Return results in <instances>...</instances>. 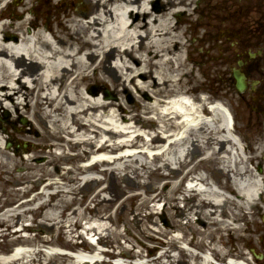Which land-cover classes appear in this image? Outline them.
Instances as JSON below:
<instances>
[{
  "label": "bare ground",
  "instance_id": "1",
  "mask_svg": "<svg viewBox=\"0 0 264 264\" xmlns=\"http://www.w3.org/2000/svg\"><path fill=\"white\" fill-rule=\"evenodd\" d=\"M18 1L0 0V105L11 104L16 107V103H10V100L12 101L14 95L24 96L26 107L24 111L29 112L36 127L41 129V134L37 138L41 148L47 147L44 143L46 140L58 135L61 138V133L66 131L69 135L79 136L78 141L81 143L89 142L92 145L97 142L92 154H97L106 148L113 151L117 148L133 147L139 141L142 142L141 149L138 148L139 150L133 153L106 156L111 157L109 159L103 158L101 153L99 157L93 155L98 157L96 162L92 163L96 160L93 159L88 167L86 164L77 165L73 170L67 169L64 171V177L69 181L75 180L77 176L74 175L90 170L98 163L114 165L121 163L119 168L125 171L123 177L134 186L139 185V182L137 179L130 178L127 172L132 173L135 178L146 173L156 174L164 179V185L170 184L171 189L169 192L161 190L145 197V205H148L149 201L163 199L175 209V212H171V216L182 213V209H179L176 204L178 198L174 195L175 191H181L182 199L186 200L187 205L192 202L189 208L200 209L201 217L210 219L209 223L216 225L218 232L227 230L238 240H245L246 237L239 233L242 228L238 222L247 215L248 208L255 207L264 212L262 209L264 208V187H261L264 185V164L261 166L258 163L257 167L251 165L257 158L255 152L260 150L261 145H255L256 141H253L254 145L248 146L250 150H245L243 153L241 143L230 129L231 119L227 108L217 102L211 104V110H208L204 107L205 96L200 97L199 94H195L197 90L195 85H187V82L182 80L183 75L192 73V70H186V58H181L182 49L186 43L180 39L182 35L180 24L173 23L172 17L181 11H188L189 5L194 0H85L88 4L87 10L91 11L89 17L84 18V14L76 13L68 8L55 17V27L38 20L31 13L35 0ZM52 1L69 5L73 3V0ZM13 2L20 3V11H16L14 16L17 19L11 18L6 10ZM154 3H158V8L154 7ZM82 13H85V10ZM225 31L222 30V32ZM108 51L114 52L117 58L115 66L111 64L115 68H118L117 63L120 60L122 63L120 68L126 71L132 70L129 59L134 60L135 56L145 63L147 70L138 76L142 79L141 87H150L154 97L153 104H144L141 107L145 114H153L148 119H142L138 109L134 108L136 112L131 113L129 118L121 114L123 120L119 121V125L108 122L107 113L112 102L106 99L96 100L88 88L84 91L80 89L81 84L91 80L92 76L89 72L92 68L109 73V66L106 68L103 64ZM93 55L99 58L95 63L89 60ZM154 58L159 61L153 62ZM152 65L155 66L159 75L158 80L152 78L150 81L143 80L150 75ZM23 76H25L24 81L31 85L30 89H26L24 84L20 83L19 79ZM65 78L68 81H62ZM256 88V86L253 87L254 90ZM170 96L173 97L169 99ZM36 116L46 117L47 126L37 122ZM180 117L181 121L176 122V119ZM154 118L159 125L154 122ZM126 121H131V124L123 126ZM154 124L155 127L151 128L150 126ZM169 126L175 127V137L161 144L163 136H160V133L168 137L172 136L171 133L168 134ZM142 133L148 134L145 139ZM125 135L127 140L115 141L117 136ZM244 138H246L245 135ZM259 138H264V132ZM3 141L5 137L0 131V177L4 175L6 178L3 185L14 178L23 183L24 179L34 176L38 180L44 176L53 175L47 169V165L57 164L59 157L51 153L43 163H31L32 157H28L24 163L20 152L10 153L8 147L2 145ZM144 148L149 151L158 148L150 155V162L141 161L138 158L139 154L149 157L148 151ZM197 150L200 152L199 163L202 164V169L190 177L189 181L194 179L195 184L190 185L188 182L186 187L185 180L192 168L185 165L186 171L181 178L178 177L177 171L184 164V160L194 158ZM85 153L86 151L83 150L81 154ZM171 162L177 163L176 169L171 166ZM206 164L211 166L209 169L212 172L218 169L223 177L213 178L208 171L203 170ZM18 166L24 167V170L17 173ZM173 179L177 180L173 182L171 181ZM66 186H68L67 182L59 183L51 180L44 183L42 189L35 192L29 200L19 202L16 207L7 208L4 206L6 203L1 202L0 210H3L0 213V223L6 225V228L0 229V234L14 236L15 244L33 245L36 241H41L48 246L62 244L63 247L72 250L79 248L75 232L77 228L82 227L83 222L70 213L68 216L70 220L61 217L67 204H63L64 200L58 197L62 196L63 191L70 192V190H64ZM49 188L53 190L48 191ZM31 189L33 187L12 190L15 194H19L20 191L25 193ZM196 198L198 203L195 202ZM29 203L31 205H28ZM27 213L33 216L32 223H20L21 215L26 216ZM38 215H41V222L49 219L53 224L58 223V233H66L65 239L49 241V238L38 234L32 236L30 233L22 237L20 233L28 232L33 228V221ZM81 219H84L83 215ZM86 219L90 225L85 228L86 233L94 232L96 229L98 231L94 232V235L100 233L99 230L109 231L108 225L105 226L89 216ZM250 220L253 222L254 219ZM174 222L175 225L180 226L178 220ZM15 223H18L20 228L11 230L10 226ZM223 238V235L219 234L213 242L225 243ZM176 241V239L170 240L172 245ZM182 242H185L183 237ZM211 242L212 240L206 243L201 241V245L208 247L216 256L234 255L229 250L218 249L217 244L213 246ZM36 246L31 247L30 250L18 249L12 256H5L6 254H1V251L0 264H110L108 261L94 260L96 254H105L99 249L96 250L99 252L91 256L92 254L71 255L57 251L49 254L44 253L45 251L38 248V245ZM184 250L182 248V253L197 257V254L189 248ZM234 250L236 255H244L236 246ZM122 251L120 254L124 253ZM252 251L257 252L254 248ZM169 252L170 248H167L154 259L143 263L129 261L126 264H172L173 260L170 259L167 263L161 261V258ZM133 257L142 258L143 255L137 252ZM238 262L246 264L244 261L238 260ZM209 263L205 260L199 264ZM248 263L251 264V262ZM114 264L122 263L116 261Z\"/></svg>",
  "mask_w": 264,
  "mask_h": 264
},
{
  "label": "rangeland",
  "instance_id": "2",
  "mask_svg": "<svg viewBox=\"0 0 264 264\" xmlns=\"http://www.w3.org/2000/svg\"><path fill=\"white\" fill-rule=\"evenodd\" d=\"M75 1L71 5H62L63 11L70 7L69 9L72 11L84 14V18L89 17L91 11L87 10L88 5H86L87 9L85 13H81L79 10L82 9L79 8L78 10L74 8ZM17 4L18 2L14 6ZM49 5L50 8H53L54 2L49 0ZM157 5L158 3H154V6ZM188 9V11H181L180 14L176 13L172 17L173 23L178 22L180 24V31L182 33L180 39L186 43V46L182 49L181 58H186V70H192V73L189 72V74L183 75L182 80H185L187 85H195L197 89L194 92L195 94H198L202 89L210 90L212 91L211 95L218 97L220 100L222 99L225 103H229L232 106L234 113L239 118L238 126L240 129L238 131L241 136H248V140L252 139L256 141L255 145H261L260 150L255 152L258 159L255 158L251 165L257 166L260 163L262 166L264 164V138L260 139L259 136L264 132V105L262 106V110L256 108V105L257 101L264 102V97L261 95L260 88L257 92H253L252 87H249L245 91L237 93L234 88V80L231 77V70L237 66V60L243 59V53L247 51L258 52L256 49L245 48V45L248 44L246 37L249 38L254 30L260 33L262 29L264 0H251L249 6L242 5L239 0H194ZM62 12L56 13L53 18L61 15ZM9 15L11 18L15 16V14ZM37 17L38 20L41 19V21L46 22L49 26L55 27V23L51 21L52 19L47 22L44 17ZM14 18L17 19V17ZM145 19H148V17H145ZM256 27L259 29H255ZM222 30L238 32H236L235 37L231 38L227 35V32L223 34ZM234 40L237 43L234 44ZM257 49L260 48L257 47ZM260 50H263L264 53V49ZM142 54H145V52H142ZM98 59V57L93 55L89 60L95 63ZM116 59L114 52L108 51L103 64L106 68L109 66V73L102 69L92 68L89 72L92 76L91 80L81 84L79 86L80 89L84 91L85 88H88L96 100L106 99L112 102V105L108 108V122L119 125V121L123 120L121 119V114L129 118L131 113L136 112L134 108L138 109V113L142 119H148L153 114H145L141 107L144 104H153L154 97L151 94L150 87H141L140 82L142 79L138 76V74L144 73L147 70L145 63L141 58L135 56L134 60L129 59L132 70L126 71L120 68L122 64L120 60L117 63L118 68L111 66V64L114 65L115 61H117ZM158 61L157 58L153 59V62ZM254 61L260 63L259 65H255V68L250 66L251 61L244 59L241 69L246 73L248 81L259 80L263 83L264 56L262 55L261 58L256 57ZM257 68L263 73L259 72ZM151 78L157 80L159 78L154 65L151 66L150 75L144 77L143 80L150 81ZM24 79L25 76L20 77V83L24 84L26 89H30L31 85L24 81ZM63 80L64 82L68 81L67 78ZM22 89L24 90V88ZM12 102L16 103V107H13L11 104L8 106L0 105V131H2L5 137L2 145L7 146L6 144L9 143L7 147L10 153L20 152V157L24 163L28 157L33 158L31 162L33 164L43 163L51 153L59 158L56 161L57 164L49 163L47 165V169L53 173L51 177L44 176V178L36 180L37 177L34 176L24 179L23 183H20L21 180L14 178V180L3 185L2 183H4L6 178L2 175L0 177V203L4 202L6 203L4 204L5 206L16 207L19 202L26 201L35 192L41 190L44 183H48L51 180L59 183L67 182L68 186L64 187V190H70V192L65 193L63 191L62 196L58 197V199L62 198L64 200L63 204H67V208L61 217L65 218V220H70L68 217L70 213L83 222L82 227H79L75 234L79 231L85 233L83 226L86 225L85 223L88 221L86 217L88 216L105 226L108 225L109 231L99 230L101 232L96 233V235H101V238H99L100 244L105 245L108 249H113L114 251L123 250L124 254H129L130 256L140 252L143 256L148 255V260H151L159 256L165 249L170 248V252L161 258L163 263H167L170 259L173 260L172 264H199L205 260L207 261V259H201L196 250H199L198 248L205 249V247H201V241L206 243V241L212 240L211 244L213 246L217 244L216 247L218 249H223V251L229 250V252L235 254L234 247L236 246L244 254L241 255L242 257L251 256L258 264H264V221L261 217V213L264 212H261V210L255 207L248 208L249 212L247 215L242 217V220L238 222L242 228L239 233L246 237L245 240L240 241L234 235L231 236L227 230L218 232L217 226L209 223L210 219L205 216L201 217L200 209L189 208L192 202H189L187 205L186 200L182 199L181 191H175L174 195L178 198L176 204L179 209H182V213H176L174 216H171V212H175V209L171 208L169 203L163 199L149 201L148 205H145V197L154 195L161 190L169 192V189H171L170 184L164 185V179L158 177L156 174L148 175L146 173L139 178H135L132 173L127 172L130 178L138 180L139 185L134 186L127 178L123 177L125 171L119 168L121 163L115 165L111 163H98L90 170L74 175L77 178L69 181V179L64 177L65 170H73L75 166L83 165V161L88 158H90V161L98 158L91 156V152L93 151L91 148L94 147L95 143L94 145H91L89 142L85 144L81 143L78 141L79 136L70 137L71 135L67 134L66 131L61 133V138L58 135V137L46 140L44 143L47 144V147L41 148L40 142H37L41 129L36 127L34 121L29 116V112L24 111L26 109L24 106V96L21 94L14 95L12 101L10 100V103ZM36 120L43 126H47L48 124L46 117L39 118L36 116ZM154 122L159 125V122L155 118ZM130 124L131 121H126L123 123V126H129ZM150 127L154 128L155 124ZM167 130L173 133V135L176 133L173 126H169ZM160 135L165 136L162 139L165 143L170 140L166 137V134L160 133ZM124 138L127 137H121V139ZM141 145L142 142L139 141L137 147L134 146V148L141 149L138 147ZM125 149L130 150L132 148H124L122 152L126 151ZM83 150L86 151L85 154H81ZM136 151H132V153ZM146 151L152 155L153 151L147 149ZM78 154H81L82 157L78 156L80 157L78 158ZM105 154L106 156L113 155L108 151ZM250 154L252 153L250 152ZM138 158L141 161L150 162V157L139 154ZM196 159L193 162L191 159L184 160V164L177 171L179 178L182 177L185 170L184 166L188 165L190 167V164L195 163ZM171 166L176 169L177 163L171 162ZM205 166H203L205 167L203 170L211 174L209 171V167L211 166L208 164ZM113 167H118L119 169ZM199 169L200 166L193 168L190 174H196ZM23 170L24 167L18 166L16 171L18 173ZM217 170H214L211 175L213 178H216V175L219 174L217 178L221 179L223 176ZM112 171L114 173L111 174ZM254 171L256 170L254 169ZM176 180L173 179L171 181L175 182ZM262 186L264 187V185ZM22 187H33V189L25 193L24 191H20L19 194H15L12 190L21 189ZM10 188L12 189L10 190ZM52 190L51 188L48 189V191ZM55 197V200H57V196ZM195 202L198 203V198H196ZM28 205L31 204L29 203ZM262 209L264 210V208ZM82 215L84 219H81ZM32 217L30 213H27L26 216L23 214L19 219L20 223H32ZM41 219V215L35 218L33 221L34 227L28 233L32 234V236L38 234L44 238H49V241H62L65 239L66 233H58V223L53 224L49 219L42 220L43 222H41ZM250 219H254L253 222ZM174 220H178L180 226L175 225ZM5 228L6 225L1 223L0 229L4 230ZM18 228H20L18 223L10 226L11 230ZM64 230L66 231V229ZM163 230L167 232L163 233ZM219 234L223 235L225 243L213 242L218 238ZM88 235L92 237L90 233ZM95 236L92 238H95ZM182 237L185 242H182ZM79 238L83 240V236L77 237L76 240ZM171 239L177 240L174 245L170 242ZM13 240L14 236L0 235V252L3 251L5 253L10 251L14 244ZM39 242L41 241H36V245H39ZM186 242L191 243V245H188L193 249L192 252L197 254L196 258L185 252H183V255L182 248L188 249L186 248ZM224 244L226 246H223ZM51 247L53 250L60 251H63L64 248L62 244H54ZM131 247L132 249H130ZM253 248L257 251V254L261 255L260 258L255 257L252 252ZM212 255L223 259L220 255ZM204 256L209 257L210 251H207ZM134 259L140 263L148 261L146 257L142 259L136 257Z\"/></svg>",
  "mask_w": 264,
  "mask_h": 264
},
{
  "label": "flooded vegetation",
  "instance_id": "3",
  "mask_svg": "<svg viewBox=\"0 0 264 264\" xmlns=\"http://www.w3.org/2000/svg\"><path fill=\"white\" fill-rule=\"evenodd\" d=\"M263 29H264V26H263ZM253 44L256 45V46H260V45H262V41L261 40H256V41L253 42Z\"/></svg>",
  "mask_w": 264,
  "mask_h": 264
},
{
  "label": "water",
  "instance_id": "4",
  "mask_svg": "<svg viewBox=\"0 0 264 264\" xmlns=\"http://www.w3.org/2000/svg\"><path fill=\"white\" fill-rule=\"evenodd\" d=\"M237 87H238L239 89H241V85L239 84V78H238V84H237Z\"/></svg>",
  "mask_w": 264,
  "mask_h": 264
}]
</instances>
